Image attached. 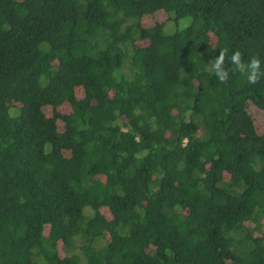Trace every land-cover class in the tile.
<instances>
[{
    "label": "trees",
    "instance_id": "1",
    "mask_svg": "<svg viewBox=\"0 0 264 264\" xmlns=\"http://www.w3.org/2000/svg\"><path fill=\"white\" fill-rule=\"evenodd\" d=\"M234 50L264 71V0H0V264H264Z\"/></svg>",
    "mask_w": 264,
    "mask_h": 264
},
{
    "label": "clouds",
    "instance_id": "2",
    "mask_svg": "<svg viewBox=\"0 0 264 264\" xmlns=\"http://www.w3.org/2000/svg\"><path fill=\"white\" fill-rule=\"evenodd\" d=\"M166 21L167 20H161L157 22ZM228 53L229 49L223 48L219 51L218 56L214 60L209 61L208 70L210 73L215 75V77L220 83H226L228 80L229 72L225 69V58L226 56H228ZM230 63L234 66L232 71L239 72L241 75L245 76L247 82L250 84H256L262 77H264V71H262L260 67L261 60L258 58V56L254 55L250 57L247 62H245L242 59V53L239 50H234L230 56Z\"/></svg>",
    "mask_w": 264,
    "mask_h": 264
},
{
    "label": "rangeland",
    "instance_id": "3",
    "mask_svg": "<svg viewBox=\"0 0 264 264\" xmlns=\"http://www.w3.org/2000/svg\"><path fill=\"white\" fill-rule=\"evenodd\" d=\"M170 15V13H168ZM168 15L164 10H158L155 13L151 14V15H146L143 16L141 18V22L143 25L148 26L151 25L157 21H161V20H167ZM172 24L174 26V22L173 20L171 22H168L165 26H164V30L165 32H170L169 30L172 31ZM246 108H247V112L248 114L253 118L255 125L258 128H263L264 129V110H261L260 108H258L251 100L247 101L246 104ZM49 106H46V110L49 112L50 110Z\"/></svg>",
    "mask_w": 264,
    "mask_h": 264
}]
</instances>
